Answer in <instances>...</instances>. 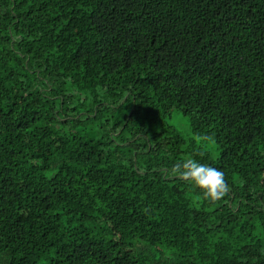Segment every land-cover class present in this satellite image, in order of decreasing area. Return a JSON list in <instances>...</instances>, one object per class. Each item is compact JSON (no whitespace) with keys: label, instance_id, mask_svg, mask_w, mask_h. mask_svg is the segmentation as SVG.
I'll use <instances>...</instances> for the list:
<instances>
[{"label":"trees","instance_id":"16d2710c","mask_svg":"<svg viewBox=\"0 0 264 264\" xmlns=\"http://www.w3.org/2000/svg\"><path fill=\"white\" fill-rule=\"evenodd\" d=\"M0 264H264V0H0Z\"/></svg>","mask_w":264,"mask_h":264},{"label":"clouds","instance_id":"9594fccd","mask_svg":"<svg viewBox=\"0 0 264 264\" xmlns=\"http://www.w3.org/2000/svg\"><path fill=\"white\" fill-rule=\"evenodd\" d=\"M196 139L203 142L211 140V137L197 135ZM169 174L194 184L202 191L203 197L213 203L221 200L229 191L223 171L192 158L176 163Z\"/></svg>","mask_w":264,"mask_h":264},{"label":"rangeland","instance_id":"374dc122","mask_svg":"<svg viewBox=\"0 0 264 264\" xmlns=\"http://www.w3.org/2000/svg\"><path fill=\"white\" fill-rule=\"evenodd\" d=\"M170 124L182 132H185L187 127H189L187 120L178 112L174 113L172 120H170ZM208 145H211V143Z\"/></svg>","mask_w":264,"mask_h":264}]
</instances>
